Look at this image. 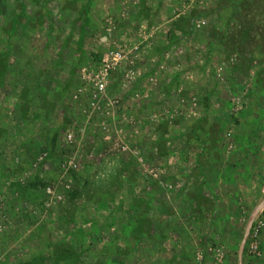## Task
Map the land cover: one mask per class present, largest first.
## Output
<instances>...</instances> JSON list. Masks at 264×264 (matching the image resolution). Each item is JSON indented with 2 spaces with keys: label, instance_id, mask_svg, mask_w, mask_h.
<instances>
[{
  "label": "rangeland",
  "instance_id": "1",
  "mask_svg": "<svg viewBox=\"0 0 264 264\" xmlns=\"http://www.w3.org/2000/svg\"><path fill=\"white\" fill-rule=\"evenodd\" d=\"M0 264H264V0H0Z\"/></svg>",
  "mask_w": 264,
  "mask_h": 264
},
{
  "label": "built area",
  "instance_id": "2",
  "mask_svg": "<svg viewBox=\"0 0 264 264\" xmlns=\"http://www.w3.org/2000/svg\"><path fill=\"white\" fill-rule=\"evenodd\" d=\"M135 49H137V46H133L131 49L128 48L127 50L122 46L111 48L107 51L96 70L83 69L82 76L85 82V88L88 89L90 93L88 99L91 105H97L105 96L110 75L124 63L128 55ZM126 76L129 77L130 74ZM77 95L78 94H76V97ZM68 137H70V134H68Z\"/></svg>",
  "mask_w": 264,
  "mask_h": 264
}]
</instances>
